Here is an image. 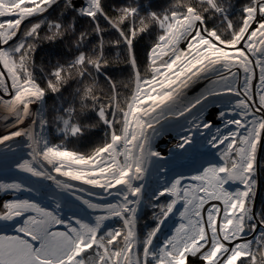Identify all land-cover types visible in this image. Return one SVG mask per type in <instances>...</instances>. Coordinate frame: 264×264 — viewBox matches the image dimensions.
Here are the masks:
<instances>
[{
	"label": "snow or ice",
	"instance_id": "1",
	"mask_svg": "<svg viewBox=\"0 0 264 264\" xmlns=\"http://www.w3.org/2000/svg\"><path fill=\"white\" fill-rule=\"evenodd\" d=\"M262 180L264 0H0V264H264Z\"/></svg>",
	"mask_w": 264,
	"mask_h": 264
},
{
	"label": "rangeland",
	"instance_id": "2",
	"mask_svg": "<svg viewBox=\"0 0 264 264\" xmlns=\"http://www.w3.org/2000/svg\"><path fill=\"white\" fill-rule=\"evenodd\" d=\"M162 142V143H161ZM176 142V136L174 132H170L167 135L160 138L158 144L161 148L167 151V148L172 146ZM262 192V183H260L257 189V196H256V206H258V201H260V196Z\"/></svg>",
	"mask_w": 264,
	"mask_h": 264
},
{
	"label": "trees",
	"instance_id": "3",
	"mask_svg": "<svg viewBox=\"0 0 264 264\" xmlns=\"http://www.w3.org/2000/svg\"><path fill=\"white\" fill-rule=\"evenodd\" d=\"M261 183H262V192H261V196H260V201H258L257 208H259L261 205V202L264 201V180H262Z\"/></svg>",
	"mask_w": 264,
	"mask_h": 264
},
{
	"label": "bare ground",
	"instance_id": "4",
	"mask_svg": "<svg viewBox=\"0 0 264 264\" xmlns=\"http://www.w3.org/2000/svg\"><path fill=\"white\" fill-rule=\"evenodd\" d=\"M162 143V142H161Z\"/></svg>",
	"mask_w": 264,
	"mask_h": 264
}]
</instances>
